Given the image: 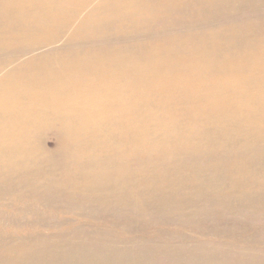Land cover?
Here are the masks:
<instances>
[{
  "label": "bare ground",
  "instance_id": "bare-ground-1",
  "mask_svg": "<svg viewBox=\"0 0 264 264\" xmlns=\"http://www.w3.org/2000/svg\"><path fill=\"white\" fill-rule=\"evenodd\" d=\"M183 154L224 158L237 181L264 160V0H0V264H264V233L250 239L238 221L217 228L225 199L186 216L208 223L192 243L151 240L143 226L154 218L128 219L150 176L182 178ZM188 181L205 187L200 174ZM37 188L80 201L71 214L100 202L106 212L81 217L142 233L125 247L77 230L41 236L23 213L38 218L44 206L49 228L60 223ZM222 232L226 242L205 238Z\"/></svg>",
  "mask_w": 264,
  "mask_h": 264
},
{
  "label": "rangeland",
  "instance_id": "rangeland-1",
  "mask_svg": "<svg viewBox=\"0 0 264 264\" xmlns=\"http://www.w3.org/2000/svg\"><path fill=\"white\" fill-rule=\"evenodd\" d=\"M53 134L50 130H47L42 133V145L46 150H53L55 147ZM224 158H218L217 161L211 159V161L204 160L203 157L200 159H195L193 155L183 154L179 157H175L174 162L177 165V169H183L182 178H178L176 171L170 169L171 178L164 182L159 176H150L147 181V186L143 191L142 197L145 202L143 205L134 204L130 210L133 211L131 218L139 217L143 214L154 218L156 222L150 226H143V232L148 234L151 237V233L154 232H164L167 238H171L172 242H180L178 238H183L185 242L192 243L201 233H205V229L208 227V223L205 222L204 218L199 216L196 217L194 222H190L188 225L187 215H194L198 211V208L207 207L208 209H213L217 202L222 199L227 200L222 206L219 205L218 211L222 215L217 220V228H229L234 225V222L238 221L240 226L245 225L247 230L246 232L248 238L256 239L257 235L262 232L264 233V198L261 199L260 195L264 193V160H258L252 168L248 170L246 174H243L240 179L237 181L234 180L232 170L229 169L225 164ZM184 164L185 167L181 165ZM211 170H217L218 174L215 176H210ZM194 174H200L201 180L205 181L203 189H201L199 183L191 184L188 180ZM256 177L257 181L253 179ZM140 181L143 183V178H140ZM257 184V185H256ZM176 193H173L174 191ZM38 194L47 193L51 195V199L55 201L56 208L55 213L57 218V223H60L59 228H49L53 224V220L48 219L51 211L50 209L41 206V216L38 218L32 216H26L23 213L24 223H30L31 221H37L39 223L38 233L41 236H46L49 233H58L66 232L68 230H77L80 235L87 237L88 243H97L102 246H107L110 243H116L119 247H125L127 243L134 242L142 231L132 232L127 226H125L121 221L122 219H116L113 223L103 224L96 221L91 217H81L83 215L90 216L92 210H98L100 213L106 212L107 209L100 202H95L89 200L87 205L84 208L79 210H74V213L69 212V204H77L80 201H68L66 197L57 191H45L44 188L36 190ZM201 192L203 194H201ZM156 193V194H155ZM26 194V192H25ZM156 195L159 202H166L165 209L157 206L156 203H150L149 200ZM243 195L250 196L252 199H257V202L260 203V208L262 209L259 212V209L255 211V208L252 209V205L246 200L242 199ZM194 199V201H192ZM210 200V203H206ZM260 199V200H258ZM212 200L214 201L212 203ZM149 201V202H147ZM231 207L234 210L233 219L231 215L228 216L225 206ZM32 204V203H30ZM145 206V208H143ZM123 207L120 208V211L126 214L127 209ZM232 210V211H233ZM170 214L174 215V219H180L182 229L180 232H173L172 229L166 224V218L171 217ZM55 218V217H54ZM130 222V221H128ZM132 222V221H131ZM135 223V222H132ZM102 232L103 235L98 236L96 233ZM195 233V234H194ZM225 232H222L219 236H210L206 235L205 238L207 241H223L226 242L227 237L224 235ZM175 235V236H174ZM264 235V234H263ZM160 237L161 236H157ZM173 238V239H172ZM151 240L153 237L150 238ZM160 239H157L159 241ZM78 242V240H74ZM106 247H102L104 251Z\"/></svg>",
  "mask_w": 264,
  "mask_h": 264
}]
</instances>
